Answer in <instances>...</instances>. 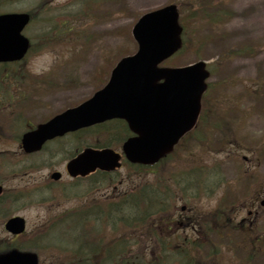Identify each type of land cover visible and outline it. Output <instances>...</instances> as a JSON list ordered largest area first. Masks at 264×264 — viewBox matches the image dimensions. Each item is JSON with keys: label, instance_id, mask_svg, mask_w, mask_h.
I'll return each instance as SVG.
<instances>
[{"label": "rangeland", "instance_id": "rangeland-1", "mask_svg": "<svg viewBox=\"0 0 264 264\" xmlns=\"http://www.w3.org/2000/svg\"><path fill=\"white\" fill-rule=\"evenodd\" d=\"M43 1L49 2L46 5L48 9H41L32 26H29L30 29L28 27L27 33L33 36L34 45L21 72L10 75L8 84L6 80L0 81V98L5 96L15 100L23 93L22 97L25 98L31 95L30 104L36 103L28 116L25 115L26 118L18 122L22 124L24 119H28L37 123L90 97L106 83L116 61L136 51L137 43L131 30L140 15L169 3L178 4L185 23L186 42L183 50L163 65H184L198 60L208 62L211 70L208 79L210 90L204 99V109L209 119L198 127L197 132L186 137L167 161L154 168H134L125 164L105 181L98 177L74 184L70 181L64 192L54 187L51 192L59 197L56 201L60 204L52 208H48L46 201L41 205L28 202L34 197L42 199L51 195L48 188L44 190L43 184L29 189L32 197L12 196L15 188L28 189L32 181L38 182L35 180L42 174L46 176L48 170L37 169L31 174L24 166H28L31 160L21 159L14 153L17 136L0 132V150L10 152L0 156V179L7 189L0 201V208L5 209L4 213H0V247L12 243L9 239L11 235L4 229L5 219L20 214L27 220V230L18 239V245L37 251L40 259L43 262L46 260L47 264L49 258L55 259L52 264L58 260L59 264H75L76 259L87 261L76 257L75 251L80 249L77 245L81 243V238H96L92 228L87 226L92 221L90 215L77 218L76 229L70 235L74 241L67 244L69 246L62 245L67 243L62 226L53 228L48 236V241L55 243L44 241L49 226L44 237L39 238L44 233H37L46 220L53 219L62 210L77 209L81 205L79 212H83L82 205L96 198L98 222H104L103 241L114 238L128 245L129 249H137L131 242L136 239L129 237L128 226L125 225V222L134 220L131 218L134 211L128 214L116 208L127 209L128 201L123 199H127L130 194L124 191L138 188L159 199L160 189L163 191L174 185L178 197L175 215L181 212L183 204L195 210V213L213 212L222 205L221 209L226 207L229 213H236L237 220L248 216L251 209L259 213L261 223L264 222V206L259 205L264 198V0H211L210 9V0H96L92 6L84 0ZM13 2L5 4L2 9L39 8L38 4L42 1ZM220 4L221 9L218 6ZM203 6L206 10H203ZM218 9L223 16L212 19V15L218 14ZM12 70L20 71L18 67ZM13 81L17 84H13ZM29 84L32 90L28 89ZM10 103L14 105L15 102L10 100ZM227 123L230 129H227ZM92 138L96 141L98 137L94 135ZM86 139L83 137L82 141L85 143ZM77 145L76 137H68L63 145L64 154L69 156ZM57 147L60 148V144H54L46 152L37 155L36 161L60 158L56 157L57 151L52 152ZM119 148L115 147L120 151ZM244 155L248 158L243 159ZM199 165L216 170L215 174L220 173L217 177L220 181L214 188L209 187V190L195 187L194 194L200 200L190 205L181 200L182 196L188 195L186 192H190L189 186L181 185L175 175L176 172H187L190 167ZM68 179L66 177L64 182ZM246 185H249L250 191H244ZM108 203L113 206L111 210L106 207ZM17 205L20 206L18 210L15 207ZM72 216L66 214L57 222L70 220L73 223ZM143 231L137 233V241L144 242L147 247L153 246L156 236L145 239L141 237ZM237 234L234 232L238 238ZM234 240L242 257L250 254V244L241 249L236 244L237 240ZM59 244L67 247L61 249ZM252 258L255 264H264V248L255 251Z\"/></svg>", "mask_w": 264, "mask_h": 264}, {"label": "water", "instance_id": "water-1", "mask_svg": "<svg viewBox=\"0 0 264 264\" xmlns=\"http://www.w3.org/2000/svg\"><path fill=\"white\" fill-rule=\"evenodd\" d=\"M178 16L176 5L144 14L133 28L138 51L121 59L108 84L90 99L26 134L24 147L37 149L48 138L119 117L137 133L123 144L132 162L153 163L171 151L196 122L209 75L204 62L177 68L158 66L181 46ZM28 18L24 13L0 15V60L23 56L28 43L20 30ZM119 159L120 154L112 149L86 148L68 168L73 175H85L97 168L114 169L120 165ZM6 227L19 233L24 229V219L11 218ZM0 264H37V257L12 251L0 255Z\"/></svg>", "mask_w": 264, "mask_h": 264}, {"label": "trees", "instance_id": "trees-1", "mask_svg": "<svg viewBox=\"0 0 264 264\" xmlns=\"http://www.w3.org/2000/svg\"><path fill=\"white\" fill-rule=\"evenodd\" d=\"M93 133H96L95 136L98 137L96 138V141L94 140L95 138H92ZM128 135H129V131L126 125L123 122L117 121V120L108 121L106 123L97 125L93 128L87 129L84 132V137L88 138L86 139V142L88 144H93V146H100V145L103 146L104 145V146L117 147L122 143V141ZM167 160L168 158H165L160 163L167 161ZM160 163L155 166L160 165ZM177 173L178 172H176L175 178H179V176L183 178L185 177V175H188L190 171L180 172L178 174ZM100 175H107V174L97 172L96 178L97 177L98 179L101 178ZM102 178L105 181L109 177H102ZM96 183H98L97 180H96ZM159 186H161V183H159ZM157 189H160V188H157ZM145 191L146 190L144 189L138 188L137 190H132V191L127 192L126 194H130V195H127V199H125L126 198L125 197L123 200L128 201V208L127 209L123 207L116 208L117 211L123 210L124 212L128 214L133 213L134 211V215L132 214L134 220H131L130 223L126 222L125 225L128 226L127 229H128L129 236L136 239L135 240V242L137 243L136 245H138L141 248V251H139L138 249H134V248L129 249V246L123 243H118L116 245H113L114 238H110L107 242H104L102 239L103 234H104L103 228H102L99 231H96V248H92V251H91L93 254L92 256L93 257L96 256V264H107L109 262L116 263V264H121V263L122 264H144V262H146V261L141 262L139 260L140 253H144L145 250L140 240L137 241L138 240L137 233L140 230L142 231L144 230L143 234H141L143 236L144 234L148 236L154 233L155 235H158V231L155 228L158 223H155V222L157 220L159 221L168 220L167 218L168 213H166V210H168V204L164 197L165 196L164 190L162 191L160 189L158 191V194L160 195L159 199L156 195H153L152 193H146ZM106 207L108 208V210H111L113 208L112 204L110 203H108ZM221 218L224 219V222H225L224 225L226 224L225 225L226 227H229V228L232 227L227 218L225 217H221ZM223 219H222V223H223ZM140 227H143V229H140ZM136 230L137 232L135 233ZM252 237L253 235L251 234L250 240L240 239L239 240L240 242L236 243L237 246L239 248L246 246L244 248H247L251 242L250 253L251 254L254 253L256 250V246L254 245L255 240L254 238L252 239ZM256 238L257 240H260L258 236ZM232 240H233L232 237L228 238L229 244L231 243ZM186 249L187 247L176 245L174 247H171V249L163 248L162 251L168 250L170 252L171 250H173L176 252V256H177L176 260H181V261L177 263H173V264H178L180 262L181 264H208L206 263L207 258L204 259L203 256L199 257L197 256V253L194 254L193 250L191 249L186 250ZM114 250L117 252V255L115 257H113ZM224 251L225 250L223 246H221V244H215V246H213V250L210 251L211 253L209 254V256L211 254H214L213 255L214 258H212L209 261V263L210 264H249V259H250L249 255H247L246 258L244 259L237 258V259H234L228 262L222 261V259L220 258L219 252L221 253ZM151 252L152 254L149 258L151 260L153 259V261H158L156 264H159V262L162 261V258H160L158 254H161V252H158V251L155 252L153 249L151 250ZM104 254H106V257L104 256ZM215 258H218L217 261L215 260Z\"/></svg>", "mask_w": 264, "mask_h": 264}, {"label": "flooded vegetation", "instance_id": "flooded-vegetation-1", "mask_svg": "<svg viewBox=\"0 0 264 264\" xmlns=\"http://www.w3.org/2000/svg\"><path fill=\"white\" fill-rule=\"evenodd\" d=\"M22 95V93H21ZM11 101H14V105L12 103H10ZM30 98H25V97H20L18 99H12V97L9 98H2L0 101L2 102L1 106H0V132L2 134H8V135H22V129L24 128H29L32 124L31 120L28 119H24V123L22 122V124L20 122H18V120H21L23 118H26L25 115L28 116V112L32 107L36 106V103L33 102L30 104ZM7 109H10L9 111H7ZM8 114L12 115V118L9 117ZM34 126V123L32 124V126L30 128H32ZM29 128V129H30ZM65 138H59L56 139L51 143V145L53 144H63L64 145V140ZM50 145V146H51ZM50 146H45L41 151L39 152H35L32 154H26L25 157L31 158L34 161L29 163L28 167H31L33 169H47V175L44 176L42 174V177L37 178V181H41L40 183L43 184L44 186L48 187V190L50 191L52 189V187H57L60 185H63V179L64 175L67 174L66 172V165L67 162L65 161V156H64V152L62 148H58L56 150H52V152H56V157L59 156L60 158L58 159H51L49 161H36V156L40 155L44 152H46V150L48 148H50ZM59 150V151H58ZM60 153V154H59ZM4 154V150H0V156ZM62 167H59V166ZM54 170H59L62 174V177L58 180H54L51 177V174ZM50 187V188H49ZM2 200V197L0 196V201ZM40 201H44L46 200V198H42L39 199ZM49 202H52L53 200H48ZM1 211V208H0ZM195 215H190L186 217L185 221H180V226H182L183 231H187L189 230H194L195 231V226L192 224L193 222H195Z\"/></svg>", "mask_w": 264, "mask_h": 264}]
</instances>
